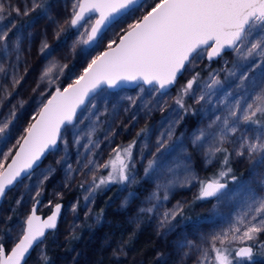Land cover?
I'll return each instance as SVG.
<instances>
[{
  "label": "rangeland",
  "instance_id": "obj_1",
  "mask_svg": "<svg viewBox=\"0 0 264 264\" xmlns=\"http://www.w3.org/2000/svg\"><path fill=\"white\" fill-rule=\"evenodd\" d=\"M2 2L6 6L16 4L21 10L25 4L31 7V0ZM73 2L74 0H45L48 5L46 12L37 10L28 16L0 13L5 16V19L0 21V28L5 25L11 27V22L16 25L8 39L7 53L0 47V64L7 69V74L0 72V87L7 85L12 93L5 99V94L0 92V119L9 117L13 106L16 111L11 125V138L7 143H0V164H3L0 171L13 152L7 158L3 153L17 148L19 145L17 140L25 135L24 130L33 121V117H36L50 93L57 87L62 88L71 83L94 56L106 50L109 40L117 41L122 34L121 29L128 30L127 25L140 19L155 0H145L136 10L111 25L91 48L78 42L81 39L79 32L85 29L78 31L65 25V21L71 17ZM60 25H64L63 31H60ZM83 38L86 39V36ZM43 43H47L49 47L42 53ZM237 62L236 55L231 52L222 56L216 63L206 62L205 55L194 65H188L183 74L185 83L199 70L197 82L193 85L194 94L190 90L186 95L181 90L178 94L172 91L160 97L159 94L151 95V88L144 87V91L138 87L132 91L103 90L98 93L93 100L96 107L91 113L84 111L80 117L83 123H78L75 128L70 126L64 132L67 144L59 142L57 149L45 158L41 166L17 184L10 191V196L7 195L10 200L0 206V243L10 249L18 241L35 197H41L40 193L48 184L39 211L46 213L52 206L62 202L61 219L51 239L48 242L45 239L38 245L25 264H69L71 252L64 255L56 251L59 246L60 251H63L70 236L80 233L82 228L87 226L91 229L92 226L99 224L101 219L92 213L96 195L114 187L113 197L106 207L109 212L121 213L123 220L133 231L144 226L150 229V235L162 239L160 249L153 253L151 264H197L200 253L196 247L190 248L187 242L192 241L193 245H200L206 237L228 228L237 215L244 197L242 185L258 188L260 180L264 179V163H257L254 166L247 155L236 156L234 152L236 144L231 142L239 139L241 135L255 138L264 132V128L240 125V131L228 134V140L223 147L228 148L231 153L227 167H231L232 171L222 178L219 173L226 170L221 166L224 154L216 153L210 162L205 156L209 146L218 143L219 137L216 134L223 127L219 121L212 128H209V124L216 116L223 117L227 114L226 106L219 104V100H226L227 103L231 100V97H227V93L230 92L237 95L246 92L247 99L248 96L255 97L264 90V59L257 57V66H251V60L239 61L243 67L236 69L237 75L242 71L248 72L243 89H236L240 81L236 77L228 76L227 70L232 69ZM45 71H48V74L43 76ZM209 73L214 75L218 73L216 78L221 81V85L213 89L214 95L211 100L206 98L196 103L197 98L207 91L204 85L211 81ZM13 76L23 77L15 89L11 87ZM128 97L134 98L135 103ZM181 98L188 111L176 103V100ZM21 100L25 102L23 107L19 103ZM186 116L189 117V121L185 119ZM169 128L172 129L170 138L167 136ZM142 129L145 131L141 132ZM201 130L212 135L194 144V137L199 135ZM89 132L92 134V141L99 145V147L89 145L90 151L83 147V144L88 143ZM76 135L81 137L79 144L75 142ZM158 138L167 140V144L160 151H157ZM133 140L136 143L132 148L131 163L134 164L130 169V174L134 177L132 182H110L99 188L93 186V192L89 193L88 189L93 179L98 184L100 178L107 177L108 172L112 170L110 161L115 156L113 149L118 145L126 148ZM125 160L127 161V157ZM149 161L154 163L146 175L144 170ZM106 162H110L108 168L99 167ZM114 163L118 167L120 161L115 160ZM234 174L238 176L236 181L231 179ZM45 176L48 178L44 179ZM217 179L228 184L227 191L211 201L202 202L197 199L200 196L201 182ZM129 193L134 195L130 196ZM260 194L264 195V189H260ZM85 197L89 199L86 200ZM73 205H76L75 211ZM178 206L180 212L171 219V225L174 227L167 224L162 227L160 222L164 218V213L171 212ZM190 206H192L190 213L195 214L197 219L186 222L180 216L183 210ZM148 208H153V211H141ZM260 239L264 240V235H261ZM105 246L110 247L112 257H117L119 264H142L141 257L133 255L122 239L115 238L110 244L105 240L99 251L104 250ZM240 246L239 242L231 245ZM48 250L51 253L50 258ZM254 264H264V250L259 251L254 257Z\"/></svg>",
  "mask_w": 264,
  "mask_h": 264
},
{
  "label": "snow or ice",
  "instance_id": "obj_2",
  "mask_svg": "<svg viewBox=\"0 0 264 264\" xmlns=\"http://www.w3.org/2000/svg\"><path fill=\"white\" fill-rule=\"evenodd\" d=\"M140 3L141 0H74L71 17L65 21V25L78 31L85 29L79 32L81 39L78 42L92 46L101 39L106 29L129 12L136 10ZM47 8L45 0H31V7L25 4L23 10L16 4L6 6L0 0V13L8 15L15 13L17 16H28L37 10L46 12ZM93 17H95L94 22ZM4 19L5 16L0 15V21ZM15 27V23L11 22V27L5 25L0 28V47L5 53L9 47L10 33ZM59 28L63 31L64 25H60ZM127 28V31L121 29L119 43L116 40H109L106 45L107 50L94 56L71 83L62 88L57 87L54 93H50L47 103H44L39 111V119L34 116L35 122L30 123L24 130L26 135H22L17 140L19 149L12 158V164L7 166V171L0 172V197L5 195L6 190L22 174L30 175L29 170L48 150L57 149L58 142L67 144L64 132L69 126L75 128L78 123H83V119H80L83 112H92L96 107L93 103L95 96L105 88L119 89L129 84L149 85L151 95L159 94L163 97L169 86L175 82L177 75L188 65H194L205 55L211 61L221 57L225 50H231L238 62L232 69L227 70L228 76L236 77L240 81L236 89H243L248 79V72L242 71L237 75L236 69L243 67L239 61L251 60V66H257L256 58L264 59V0H155L142 18L128 24ZM59 34L58 31L57 36ZM85 36L86 39L83 38ZM18 40L19 37L17 42ZM48 47L47 43H43L41 52L43 53ZM0 72L7 74L3 64H0ZM47 74L48 71H45L43 76ZM209 75L212 77L211 81L204 85L207 91L197 98L196 103L206 98L211 100L214 95L213 89L221 85V81L216 78L218 73L216 75L209 73ZM198 76L199 73H196L187 81L182 89L184 94H189L190 90L194 94L193 85L197 82ZM22 79L23 77L13 76L12 89H15ZM141 91H144L143 87ZM0 92L5 94V99L12 95L7 85L0 87ZM245 95L246 92L239 95L235 92L227 93V97H231V100L227 103L226 100H219V104L226 106L227 114L223 117L216 116V119L209 124V128L218 121L223 125L216 134L219 137L218 143L210 145L205 153L209 162L216 153L224 154L221 166L226 170L219 173L221 178L232 171L231 167H227L231 153L228 148L223 147L228 140V134L240 131V125L261 126L264 121V90L255 97L248 96L245 99ZM128 99L135 103L134 98L128 97ZM249 100L252 102H248ZM19 103L23 107L25 102L21 100ZM176 103L185 111L189 110L182 98L177 99ZM15 116L16 111L13 106L9 117L0 119V143H7L11 138V125ZM91 135V132L87 133L88 143L83 144L85 149H89V145L99 147L92 141ZM137 135L139 136L140 133ZM208 135L212 133L201 130L199 135L194 137L193 143L202 142ZM167 136L169 138L172 136L171 128ZM80 139L81 137L76 135L75 142L79 144ZM20 140H23V143H20ZM231 142L236 144L234 149L236 156L247 155L254 166L257 163H264V132L255 138L241 135L239 139ZM135 143L136 141L133 140L126 148L118 145L113 149L115 156L110 161L112 170L108 172L107 177H101L98 184L93 179L88 189L89 193L93 192V186L99 188L110 182H132L134 177L130 174V169L134 167L131 158ZM157 143L159 145L157 151H160L167 144V140L158 138ZM11 152L12 149H9L8 152L3 153V156L7 158ZM115 160L120 161L118 167L114 163ZM110 162L99 167L108 168ZM153 163L154 161H149L144 170L146 175ZM0 167H3V164H0ZM69 169L71 170V165ZM231 179L236 181L237 177L232 175ZM225 187L226 184L221 183L219 179L207 183L201 182L200 196L197 199L219 198ZM242 188L244 197L237 215L228 228L206 237L200 245H193L192 241L187 242L190 248L196 247L200 253L197 264H254V257L259 251L264 250V240L260 239V236L264 235V195L260 194V189H264V179L260 180L258 188L248 185H242ZM129 195L134 194L129 193ZM17 203L19 204L20 201ZM55 209L47 220L37 223L40 218L35 215L34 206L32 214L25 220L26 227L23 228L22 235L10 250L5 244L0 243V264H22L26 254L34 245L42 242L41 238L45 236V230L56 227L61 205L56 204ZM75 209L76 205H73V210ZM141 211L152 212L153 208L141 209ZM179 212V206L171 212H165L160 222L161 226L167 224L169 227H174L171 225V219H174ZM235 242H239L242 246L231 247ZM44 259L47 260V257L44 256Z\"/></svg>",
  "mask_w": 264,
  "mask_h": 264
},
{
  "label": "trees",
  "instance_id": "obj_3",
  "mask_svg": "<svg viewBox=\"0 0 264 264\" xmlns=\"http://www.w3.org/2000/svg\"><path fill=\"white\" fill-rule=\"evenodd\" d=\"M198 72L199 70L195 73ZM185 84L186 83L183 78L179 79L174 86L175 88L173 91H176L178 94V91L180 92ZM185 119L188 120L189 117L186 116ZM257 127L264 128V122H262L261 126ZM14 150L12 151L13 153ZM234 175L238 178L237 174ZM46 185L48 186V184ZM46 185L44 187L45 189L47 187ZM45 189H43L40 193L41 196L45 194ZM113 192L114 187L109 191L105 190L97 193L96 195L95 206L92 213L101 219L99 224L92 226L91 229L86 226L85 228H82L80 233L71 235L67 240V244L63 248V251H60L61 247L59 246V251L57 250L56 253L60 252L66 255V252H71L69 264H119V261L116 259L117 257H112L109 246H105L104 250H101V252L99 251L101 244H103L105 240L108 244H110L115 240V238L124 240L128 249L133 252V255L135 254V256L141 257L142 264H151L153 261V253L156 249H160L162 239L159 240L158 238L150 235V229L145 228L144 226L136 231H133L131 227L127 226V223L123 220L121 213H110L106 207L113 197ZM8 200H10V198L6 197L4 202ZM192 206L183 210L182 215L180 216L182 220L190 222L197 219L195 214L193 215L190 213ZM45 214V212H42V215ZM52 234L53 233L47 236L46 242L51 239ZM47 253L48 258H50V250H48Z\"/></svg>",
  "mask_w": 264,
  "mask_h": 264
},
{
  "label": "water",
  "instance_id": "obj_4",
  "mask_svg": "<svg viewBox=\"0 0 264 264\" xmlns=\"http://www.w3.org/2000/svg\"><path fill=\"white\" fill-rule=\"evenodd\" d=\"M144 1H145V0H141L140 5H141ZM139 7H140V6H139ZM141 18H142V17H141ZM93 19H95V17H93ZM112 25H113V24H112ZM71 29H75V28H72V27H71ZM106 30H107V29H106ZM106 30H105V32H106ZM126 31H127V30H126ZM105 32H104V33H105ZM104 33H103V34H104ZM117 43H119V38H118V40H117ZM85 46L88 47V48H91V47H93L94 45H92V46H87V45H85ZM113 47H115V45H114ZM106 50H107V49H106ZM104 51H105V50H104ZM231 52H232L231 50H225V51L222 53L221 57H217V58H215V59H213V60H211V61H209V60L207 59V57H206V62L211 63V62L218 61L219 59L222 58V56H224L225 54L231 53ZM187 67H188V66H187ZM185 70H186V69L182 70V72L179 73V74L177 75V78H176L175 82H174L172 85L169 86V88L167 89V92H172V91H173V89L175 88L174 86L176 85L177 81H178L179 79L183 78V74H184ZM138 87L151 88V86H149V85H142V84H141V85H137V84H129V85L124 86V87L119 88V89H107V88H105L104 90H108V91H111V92H120V90H130V91H132L133 89L138 88ZM54 92H55V90L52 91V93H54ZM99 93H100V92H99ZM97 95H98V94H97ZM97 95H96V96H97ZM49 98H50V96H49L47 99H49ZM47 99L43 102V104H44V103H47ZM43 104H42L41 108L43 107ZM39 111H40V110H39ZM36 119H39V112H38L37 115H36ZM34 122H35V120L33 119V121H32L31 123H34ZM69 127H70V126H69ZM25 135H26V133H25ZM20 143H23V140H21ZM58 143H59V142H58ZM18 149H19V145H18L17 148L14 150V153H13L12 156L9 158V160L6 162L7 164L4 166V168H3L0 172L7 171V166L10 165V164H12V158L15 156V153H16V151H17ZM52 152H54V150H48V151H47V152L41 157L40 161H38L37 164L34 165L33 168L29 170L30 175H31V173H32L35 169H37L38 167L41 166V164L43 163V161L45 160V158H46L49 154H51ZM30 175L22 174V176H21L20 178H18V180H17L16 182H14V184L11 185V186L6 190L5 195H4L3 197H0V206L4 203V201H5L6 197H7V195L10 193V191H12V190L16 187L17 184H19L22 180L28 178ZM207 182H210V181H206L205 183H207ZM221 183H223V182H221ZM225 184H226V183H225ZM227 189H228V188H227V184H226V187H225V189L222 190V193L225 192V191H227ZM216 198H217V197H207V198H204V199H200V201H202V202H205V201H211V200H214V199H216ZM41 204H42V201H40V200H36V201L34 202L33 206L31 207L32 209H31L30 213L28 214V216H29L30 214H32L33 209H34V206H35V215H36L37 217L40 218V220L37 221V223H40V222H42V221L47 220V218H48L50 215H52V213L56 210V209H55V205H54V206H52V209H51L50 213L46 214V216H43L42 214H39V213H38V211H39V209H40L39 207L41 206ZM57 204H60V205H61V209H60L59 213L57 214L56 227H55V228H52V229H46V230H45V236L41 238L42 242H37V243L34 245V247L30 250V252H29L28 254H26V256H25V260L22 262V264H25V262H26V261L32 256V252L36 249V247H37L38 245H40L41 243H43V241L47 238V235H48V234H50V233L56 231V228H57V226H58V223H59V221H60V219H61V218H60V215H61V211H62V208H63V207H62L63 204H62L61 202H58ZM26 218H27V217H26ZM25 220H26V219H25ZM24 227H26V224H24ZM16 242H17V241H16ZM9 250H10V249H9Z\"/></svg>",
  "mask_w": 264,
  "mask_h": 264
},
{
  "label": "flooded vegetation",
  "instance_id": "obj_5",
  "mask_svg": "<svg viewBox=\"0 0 264 264\" xmlns=\"http://www.w3.org/2000/svg\"><path fill=\"white\" fill-rule=\"evenodd\" d=\"M216 62V61H215ZM227 188H228V184H227ZM36 200H40V201H42V203H43V196H41V197H35V200H34V202L36 201ZM62 203V202H61ZM34 204V203H33ZM33 204H32V206H33ZM63 204V203H62ZM31 206V207H32ZM32 209V208H31ZM40 210V209H39ZM31 211V210H30ZM50 211H51V209H50ZM50 211H48V212H46V214H48V213H50ZM38 213L39 214H42V213H40V211H38ZM46 214L45 215H43V216H46ZM57 228H58V226H57ZM56 228V229H57ZM57 231V230H56ZM56 231H54V232H56ZM54 232H52V233H54ZM51 234V233H50ZM49 235V234H48ZM47 235V236H48ZM47 239V238H46ZM242 246V245H241ZM26 263V262H25Z\"/></svg>",
  "mask_w": 264,
  "mask_h": 264
}]
</instances>
